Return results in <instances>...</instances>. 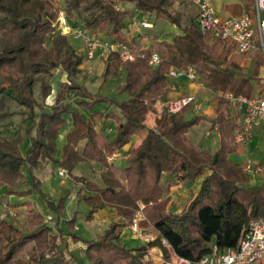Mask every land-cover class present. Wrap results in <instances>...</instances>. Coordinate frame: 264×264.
Here are the masks:
<instances>
[{
    "label": "trees",
    "instance_id": "16d2710c",
    "mask_svg": "<svg viewBox=\"0 0 264 264\" xmlns=\"http://www.w3.org/2000/svg\"><path fill=\"white\" fill-rule=\"evenodd\" d=\"M237 1L245 7L254 3V0ZM63 2L71 20L79 19L90 32L124 43L144 57L123 62L118 54H112L106 60L105 80L117 76L119 69L124 70L125 81L119 91L128 95L127 101L119 103L93 94L75 80L74 70L82 64L83 56L66 35L55 33L58 22L55 0H0V121L10 116V102H15L26 109L25 123H31L24 128L23 136L15 139L0 134V198L39 194L49 209L57 213L56 223L51 226L29 201L24 205L28 212L24 223L16 217H0V264H74V257L67 256V249L61 247L68 244V236L87 244H84L85 253L90 264H158L150 256L153 248L162 252L164 261H170L173 251L196 262L210 253L213 245L220 250L237 248L250 223L264 219V185L252 186L244 167L230 159L243 146L235 143L239 122L228 115L227 97L233 94L252 98L264 86L258 72L253 76L242 74L243 62L248 58L257 59L258 69L264 67L261 53H235L233 45L200 32L195 19L184 27L182 13L174 10L177 0ZM242 4L227 6V9L240 15L244 10ZM117 5H131L133 13H155L182 33L173 42L155 40L153 47H143L136 37L127 33L132 13L117 10ZM153 53L162 59L158 68L149 65ZM189 67L194 68L202 84L216 95V118L211 123L220 133V148L214 153L198 147L188 137L194 126L208 120L203 115L188 119L187 113L193 110L191 106L177 114L152 117L158 95L146 87L143 76L157 83L167 79L172 68ZM57 69L67 74L64 87L72 97L82 99L80 106L93 109L105 104L106 110L89 119L68 107L43 110L33 98V86L39 81L41 95L47 98L52 93L48 80ZM114 106L119 113L111 111ZM65 115L71 116L73 130L67 135L59 159L57 140L66 124ZM99 120L117 123L112 140L97 130ZM136 136L141 142L131 149L125 166L112 167L108 158L131 144ZM25 137L30 138L31 144L23 155L20 145ZM42 162H51L67 171L77 187L79 200L90 208L88 220L110 208L123 223L113 221L96 239L85 241L75 235L76 219H73L67 222L70 233L66 234L61 227L66 199L56 205L34 176ZM83 162L100 165L103 186L74 174ZM165 175L169 178L167 184L163 183ZM27 176L32 186L19 192ZM199 179H203L199 191L184 203L182 211L170 210L171 189L195 184ZM140 210L143 215L140 228L153 234L155 239L130 249L122 243L121 236L133 225Z\"/></svg>",
    "mask_w": 264,
    "mask_h": 264
},
{
    "label": "rangeland",
    "instance_id": "374dc122",
    "mask_svg": "<svg viewBox=\"0 0 264 264\" xmlns=\"http://www.w3.org/2000/svg\"><path fill=\"white\" fill-rule=\"evenodd\" d=\"M219 10L221 15H235V13L231 12V10L227 9V6H233L236 4H242L240 2H236L233 0H212ZM233 1V2H232ZM55 4L58 6H64L63 0H55ZM243 5V11H250L253 12V5L245 7ZM126 10L130 11L132 17L135 13L132 12L133 6L131 5H122ZM248 9V10H247ZM174 10H178L183 15V26H189L191 20L196 19L198 14V8L195 6L192 0H177ZM149 14L147 15V21L153 24V28L147 31H143L142 34L147 39L149 44L145 45L146 47H153L155 40L158 41H167L173 42L174 37L177 35H181V30L168 22L167 20L157 17L156 15ZM129 17V18H130ZM141 19V18H140ZM69 26L71 27V31L65 29L61 24L58 22L56 25V32L55 33H62L68 37L69 42L73 46L77 53L83 56L82 64L74 70L75 73V80L79 85H82L88 89L89 92L93 94H98L102 97L109 98L119 103H123L129 99L127 94L120 93L119 88L122 83L125 81V72L123 69L118 70L117 76H110L107 80L104 79L103 72L105 69L106 60L105 58L97 57L96 59H88L84 53V43L82 39L76 38L74 31L81 27L82 24L79 22V19H70L68 18ZM94 35L98 37H102L105 39H111L108 36L102 33H94ZM46 46L49 48L51 47L50 40L47 41ZM255 55V53H253ZM257 59L251 58L247 61L242 74L245 76H253L256 72H258V77L263 80L264 79V69L257 68ZM144 78H147L144 80ZM150 79L147 75H144L142 78L143 83L146 87L149 86ZM199 83H202L201 78L198 76ZM49 84L52 87V93L47 98H43L41 95V83L37 81L33 86V98L40 104L43 110L48 112L51 111L52 108H63L68 107L71 110L79 111L85 118L89 119V117L97 112H103L106 110L105 104H99L93 109H87L84 106H80L81 98L72 97L66 91L64 87V83L67 82V74L62 69H57L53 71V76L48 80ZM253 83H256V80H253ZM212 92V91H211ZM214 95V94H213ZM213 95L210 96L207 103L204 106L205 109H211L217 103L216 97ZM111 111L115 113H119L118 108L116 106L111 108ZM198 112L193 114V112L187 113L188 119H192L194 116L202 115L201 112L205 115L209 112L201 111V107L197 109ZM26 109L20 107L15 102H10L9 113L10 116L6 119L0 121V134L3 137L9 139H15L19 136H23V130L25 127H30L31 123L26 124L25 115ZM66 122L71 121L70 115L64 116ZM152 117H154L152 115ZM155 118V117H154ZM67 123L65 126L67 127ZM117 123L113 120H99L97 122L98 130L101 133H105V137L108 140H112L115 135ZM207 124L201 123L197 128L200 137H202L203 141L205 139V143L210 142L213 140V137L216 135L213 134V137H203L205 135ZM193 128V129H194ZM196 130V129H194ZM113 131V133H112ZM112 133V134H111ZM107 134V136H106ZM110 134V135H109ZM103 135V134H102ZM29 138V137H28ZM27 137L23 139L26 140ZM23 143V142H22ZM83 147V142L79 144L78 149L81 150ZM22 148V144H21ZM29 149V148H28ZM27 149V150H28ZM24 150V149H22ZM26 150V152H27ZM63 150V148H62ZM61 150V153H62ZM234 154V155H233ZM230 157L231 161L241 165L242 167L245 166L247 160H252L255 164L261 166V172L253 171L252 173L248 174L250 177V184L252 186H262L264 185V127L255 129L253 132L252 138L249 140V144L245 147L240 148L236 153H233ZM57 150V156L60 159ZM62 156V154H61ZM125 154L120 153L119 156L113 157L110 161L112 167H123L124 164ZM42 166L34 172V176L37 177L41 181V189L44 193L49 194L52 200L55 202L56 205H59L62 199H66L63 205V213L65 212V216L61 218V227L66 234L70 233L69 226L67 222L75 220V235L78 236L81 240L90 241L91 239H96L98 235L102 234L107 228V222L102 221V218H93L92 220H88L90 209L89 207L83 203L82 201H76L75 198L72 199L74 194H77V187L74 184L72 178L69 175L62 176L59 175V171L61 168L58 169L56 165L50 162H42ZM78 166H86V167H78L75 170L77 176L85 177L88 180L94 181L99 186H103L101 181L100 171L101 167L95 163L83 162ZM83 168V169H82ZM210 174V172H208ZM119 176L122 177V174L119 173ZM28 180L31 181L30 176H27ZM169 178L167 175L163 178V183L167 184ZM172 181H176V177L172 178ZM66 182L67 184L62 185V183ZM202 184V180H198L195 184H187V185H178L171 189V200L172 205L169 207L170 210H180L183 208L184 203L190 199V197L194 196ZM26 186V183L25 185ZM25 188V187H24ZM35 206L42 212L44 218L48 223L54 226L57 219V213L51 211L45 201L39 194L33 195V200H30ZM171 202V201H170ZM81 204L79 206V204ZM170 204V203H169ZM84 206V209L83 207ZM0 209L1 212L4 210L5 214H8V211L4 207V204L0 202ZM19 213L23 214L26 212L18 211ZM20 214V215H21ZM19 215V216H20ZM17 218V217H16ZM27 217L20 216L17 218L21 223H24ZM69 237V236H68ZM121 241L130 249H137L144 246L146 243L137 239V237L133 234L131 228L126 229L125 233L121 236ZM68 244H63L61 247L63 249H67V256L74 257V264L81 263V264H90L89 260L85 253V248L81 244L80 240H73L71 237L67 238ZM87 245V244H86ZM155 256L156 253L160 254L159 250L153 251ZM158 264H162L161 260L155 259ZM254 264H264V260L261 262H256Z\"/></svg>",
    "mask_w": 264,
    "mask_h": 264
},
{
    "label": "built area",
    "instance_id": "2783aa9c",
    "mask_svg": "<svg viewBox=\"0 0 264 264\" xmlns=\"http://www.w3.org/2000/svg\"><path fill=\"white\" fill-rule=\"evenodd\" d=\"M192 1L198 8L195 23L200 32L212 34L214 38L233 45L235 53L239 55L260 52L264 59V0H254L253 12L244 11L240 15H221L212 0ZM116 9L121 12L125 10L122 5H117ZM146 17L147 14L136 12L128 19L127 33L130 37L134 32L139 33L153 28V24L147 21ZM68 18L64 7L59 5V23L65 29L71 31ZM74 34L76 38L83 40L85 56L90 60L97 57L107 60L112 54H118L123 62H133L137 57H144L143 54H138L124 43L94 35L84 25L77 28ZM161 62L162 59L158 53H153L149 58V65L153 68H158ZM169 77H187L193 82L198 80V74L192 67L186 70L172 68ZM227 100L230 111L239 122V126L235 131V143L245 147L249 144L255 129L264 127V86L252 98L230 94ZM189 106L196 110L199 108L195 96L170 100L158 98L154 104L152 115L155 118H160L163 114H177ZM113 157L114 155L109 157V161ZM244 171L247 174L253 171L261 172V166L255 164L252 160H247ZM59 175L64 177L67 175V171L61 168ZM142 219L143 215L140 210L137 212L136 219L130 228L137 239L147 244L153 241L155 236L140 228L139 222ZM156 249L153 248L150 251V256L153 259L161 260L162 264H254L264 260V219H256L250 223L247 233L237 248L220 250L213 245L211 252L196 262L180 257L173 251H171L170 261H164L160 250V254L156 253L155 256L153 251H156ZM146 259H148V256H146Z\"/></svg>",
    "mask_w": 264,
    "mask_h": 264
},
{
    "label": "crops",
    "instance_id": "0c3cea01",
    "mask_svg": "<svg viewBox=\"0 0 264 264\" xmlns=\"http://www.w3.org/2000/svg\"><path fill=\"white\" fill-rule=\"evenodd\" d=\"M233 1L238 2L237 0H233ZM154 15H156V14H154ZM145 31H147V30H145ZM142 32L143 31H141L139 33L134 32L131 37H136L138 39V41H140L141 45L143 47H146L145 45H147L149 43L147 42V39H145V36L142 34ZM147 48H150V47H147ZM250 59L251 58H248V59H246L243 62V67H245L247 61H249ZM145 79H147V78H144V80ZM148 81H149L148 83H149L150 91H152L155 94H157L158 98H162V99H165V100H170V99H177V98L186 97V96H195L197 101H198V103H199V106L201 107V111H204V112L208 111L209 112L208 114H205V115L201 112V114L203 116H206V118L208 119V120L202 121L203 123L207 124L205 135L203 137L211 138V136L213 137V134L216 135V137H213V140L210 141V142H207V143H205L206 142L205 139L203 141V139H202V137H200L199 133L196 132V131H198V129L194 128V127H199L202 122H200L198 125L193 127L196 130H194L192 128L189 131L188 137L198 147H200V148H202L204 150H207L210 153H214L220 148V133L218 131V128L213 126V124L211 123V120L216 118L215 109L217 107V104L215 106H213L211 109H205L204 110V106H205V104H208L207 101L210 98V96L214 94L213 92H211L209 89H207L202 83H199L198 81L193 82V81L189 80L187 77H180V78L168 77L167 79H164V80H162L160 82H157V83H152V81L150 79H148ZM213 96L216 97L215 94ZM215 103H217V99H216ZM193 111H194L193 114H196V112H198L196 109H193L190 112H193ZM228 115L231 118H234V116H233L232 112L230 111V109L228 110ZM72 130H73V122H72V119H71V121L67 123V127L65 126L60 131V134H59V137H58V140H57V150H58V153L60 154L59 155L60 157H61V154H62L61 150H62V148L64 147V145L66 144V141H67L66 140L67 139V135ZM97 130H98V127H97ZM112 133H113V131H112ZM101 134H103L105 136L104 132L101 133ZM106 136H107V134H106ZM140 142H141L140 137L136 136L134 138V141L131 144L126 146L123 150L119 151L118 153L114 154V158L119 156L120 153H124L125 154V159H126L127 155L130 153L131 149L134 148V147H137L140 144ZM30 144H31L30 143V138L27 137V139L24 140L23 143H22V148H21V145H20V150H21L23 155H26V153H27L26 150L30 147ZM22 149H24V150H22ZM233 155L231 154L230 157L233 156ZM125 159H124V164H125ZM47 163L50 164V162H47ZM40 167H43L42 163H41ZM78 167H83L84 168L86 166H77L75 170H77ZM59 168L60 167H58V169ZM74 174L76 175L75 171H74ZM79 177H82V176H79ZM200 180L203 181V179H200ZM64 184H67V183L66 182L62 183V185H64ZM24 185L21 186V188L19 189V192H23L26 189H30L31 186H32V183L27 178L26 186H24ZM84 192H86V191H84ZM2 195L3 194H1V196ZM74 198H75L76 201H80L77 194L76 195L74 194L72 199H74ZM30 200H33V196H17V195H12V196H8V197H3L2 196L0 198V202L4 204V207L8 211V214L7 213L5 214L4 210L1 212V209H0V217L1 218H7L9 216L10 217H17V218H19L20 216L21 217L24 216V218L27 217L28 216V212H27V209H26V207L24 205L27 202H29ZM172 202L173 201L171 200L169 207H171ZM7 204H11V205H13V207H8ZM80 205L81 204H79V206ZM82 207L84 209V206H82ZM182 209H180V210H172V211H175V212L179 213V212L182 211ZM18 211L26 212V214L25 213L21 214ZM64 216H65V212L63 213V218H64ZM95 218H102V221L107 222V224H110L113 221L114 222L123 223V220L121 218H119V217H116L115 216V211L113 209H110V208H106V209L98 212L97 214H95ZM51 226H53V225H51ZM125 231H126V229L124 230L123 234L125 233ZM67 238H69V237H67ZM81 244L83 245L84 248H86V246L84 245L86 243L81 242Z\"/></svg>",
    "mask_w": 264,
    "mask_h": 264
}]
</instances>
